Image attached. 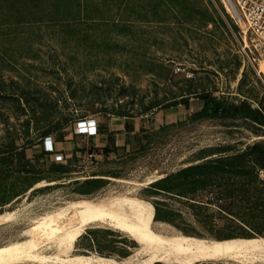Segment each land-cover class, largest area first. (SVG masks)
I'll return each instance as SVG.
<instances>
[{
  "label": "rangeland",
  "instance_id": "1",
  "mask_svg": "<svg viewBox=\"0 0 264 264\" xmlns=\"http://www.w3.org/2000/svg\"><path fill=\"white\" fill-rule=\"evenodd\" d=\"M55 3L61 5L44 3L27 11L15 10L10 1L0 4V219L17 214L0 224V243L67 203L118 195L149 202L155 228L167 235L219 243L264 241V213L260 234L217 240L187 215L175 216L172 223L155 220L154 199L147 192L202 157L264 145V128L248 119L197 117L203 102L196 95L202 93L226 103H248L264 114V61L259 75L243 50L242 28L222 1ZM99 113L105 116L101 135L109 133V119L132 122L126 124V137L94 141L74 132L79 121ZM49 137L56 143L73 141L65 162L52 163L42 154ZM255 177L264 200V172L257 170ZM220 178L213 186L225 182L235 190L247 184L241 177ZM196 199L212 202L211 211H219L214 205L218 188L201 191ZM168 202L181 209L178 199ZM75 247L72 259L117 262L138 245L101 224L87 228Z\"/></svg>",
  "mask_w": 264,
  "mask_h": 264
},
{
  "label": "bare ground",
  "instance_id": "2",
  "mask_svg": "<svg viewBox=\"0 0 264 264\" xmlns=\"http://www.w3.org/2000/svg\"><path fill=\"white\" fill-rule=\"evenodd\" d=\"M262 69L264 72V65ZM16 215L1 218L0 224L14 220ZM153 218L149 202L129 195L67 203L31 220L10 241L0 243V264H146L153 260L172 264H264V241L219 243L182 234L167 235L155 228ZM101 224L125 233L138 248L117 262L72 259L78 237L90 226Z\"/></svg>",
  "mask_w": 264,
  "mask_h": 264
},
{
  "label": "trees",
  "instance_id": "3",
  "mask_svg": "<svg viewBox=\"0 0 264 264\" xmlns=\"http://www.w3.org/2000/svg\"><path fill=\"white\" fill-rule=\"evenodd\" d=\"M15 7L23 11L38 8L45 3L52 7L58 6L60 0H0V4ZM33 7V8H32ZM40 9V7H39ZM196 97L203 102L202 110L197 114L201 119H232L241 117L264 128V114L261 110L253 108L248 103H226L210 93L197 94ZM229 150L222 149L219 153L200 158L201 162L181 170L174 176H168L151 184L147 192L153 198L155 220L174 222V217L184 215L192 218L194 224L202 226L207 235L217 240L232 238H246L251 233L258 234L261 215L264 213V200L259 190L254 187L257 170L264 172V145L255 144L245 152L228 154ZM19 153L25 156L24 149ZM46 155L45 152H42ZM216 156V157H215ZM2 164L0 166V174ZM235 176L245 178L247 184L243 189L231 190L225 182L213 186L215 178ZM87 184L94 182L88 181ZM219 189V202L214 205L219 211L212 212V202H199L196 197L201 191L213 193L214 188ZM90 191L84 194H89ZM228 198L238 200V203L227 202ZM178 199L180 208L175 210L168 202ZM199 235V234H198ZM203 236V235H200Z\"/></svg>",
  "mask_w": 264,
  "mask_h": 264
},
{
  "label": "built area",
  "instance_id": "4",
  "mask_svg": "<svg viewBox=\"0 0 264 264\" xmlns=\"http://www.w3.org/2000/svg\"><path fill=\"white\" fill-rule=\"evenodd\" d=\"M233 22L242 28L244 52L259 75L260 62L264 61V0H221ZM180 71L179 69L177 72ZM97 119H104V114H97ZM96 118H86L77 123L76 133L94 137L98 135ZM43 151L52 163H63L65 155L56 149L52 138H45Z\"/></svg>",
  "mask_w": 264,
  "mask_h": 264
},
{
  "label": "crops",
  "instance_id": "5",
  "mask_svg": "<svg viewBox=\"0 0 264 264\" xmlns=\"http://www.w3.org/2000/svg\"><path fill=\"white\" fill-rule=\"evenodd\" d=\"M94 118L97 119L96 116ZM90 119H92V118H90ZM104 120H105V118L104 119H101V118L97 119V121L99 123V125H98L99 133H98V135L92 137L94 141H96L97 138H100V137L101 138H106L107 137V141H108L110 136L115 138V139H118V141H119V138H122V137L125 138L127 133H128V132H126V124L127 123H132V122H126V120L121 121L120 119H109L107 121V123H106V125L108 126L107 130H108L109 133L106 134V135H101L100 130H101L102 125H105V121ZM76 128H77V126H76ZM74 132L76 133V129H75ZM112 133H114V134H112ZM77 135L88 137L87 135H80V134H77ZM55 144H56V149L61 151L65 156H68V153H70V152L72 153V151H73V149L75 147L73 141H71L69 139L65 140L64 142H60V143L59 142L58 143L55 142ZM42 149H43V145H42Z\"/></svg>",
  "mask_w": 264,
  "mask_h": 264
}]
</instances>
